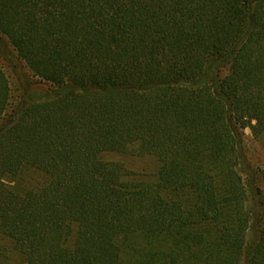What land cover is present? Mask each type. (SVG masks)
<instances>
[{
  "label": "trees",
  "instance_id": "1",
  "mask_svg": "<svg viewBox=\"0 0 264 264\" xmlns=\"http://www.w3.org/2000/svg\"><path fill=\"white\" fill-rule=\"evenodd\" d=\"M0 58V234L24 264H264L242 140L264 131V0H0Z\"/></svg>",
  "mask_w": 264,
  "mask_h": 264
},
{
  "label": "rangeland",
  "instance_id": "2",
  "mask_svg": "<svg viewBox=\"0 0 264 264\" xmlns=\"http://www.w3.org/2000/svg\"><path fill=\"white\" fill-rule=\"evenodd\" d=\"M3 41L6 40L3 38ZM11 50V48L9 47ZM0 66L5 73L11 76L9 67L0 58ZM21 71L26 77H30L28 71L22 66ZM31 79V78H29ZM243 149L246 154L247 163L252 170H255L258 174L264 170V131L255 136L252 134L249 128L243 130ZM104 160L111 162H120L132 173H135L137 177L145 179L147 181L155 180V175L158 169V164L155 158L151 156H130L126 154L108 153L103 156ZM42 178L35 174H28L25 177L24 187L27 189L34 188L37 183L41 182ZM257 185L261 190V202L264 203V186L258 178ZM251 200V197H250ZM249 200V201H250ZM248 206L252 207V204L248 202ZM251 239V235H248V240ZM0 264H24L22 257L13 249L11 242L0 234Z\"/></svg>",
  "mask_w": 264,
  "mask_h": 264
}]
</instances>
